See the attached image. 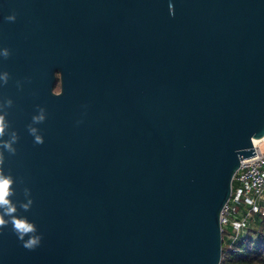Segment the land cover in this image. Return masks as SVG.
I'll return each instance as SVG.
<instances>
[{
  "label": "water",
  "instance_id": "95a60500",
  "mask_svg": "<svg viewBox=\"0 0 264 264\" xmlns=\"http://www.w3.org/2000/svg\"><path fill=\"white\" fill-rule=\"evenodd\" d=\"M4 48L3 169L42 241L0 229V264L221 263V212L264 137V0H0Z\"/></svg>",
  "mask_w": 264,
  "mask_h": 264
},
{
  "label": "clouds",
  "instance_id": "9594fccd",
  "mask_svg": "<svg viewBox=\"0 0 264 264\" xmlns=\"http://www.w3.org/2000/svg\"><path fill=\"white\" fill-rule=\"evenodd\" d=\"M170 15L174 14L172 4H169ZM7 21L14 22L16 19L15 14L9 15L5 18ZM0 56L7 59L10 56V51L7 48L0 50ZM10 76L7 72H0V82L7 84ZM17 87H22L21 82L17 81ZM13 101L11 99L6 100L3 104H0V229H3L11 225L12 231L22 242L25 249L35 250L40 246L42 241V235L38 234L35 223L29 221L27 217L17 215L18 206L13 202L12 197L16 195L14 189V178L11 174H5L3 165L5 162L4 152H8L10 155L16 154V148L14 145L18 142L19 137L16 131H9L10 124L6 120L8 112L4 109H8L12 106ZM38 108V114L32 117V123L29 124L28 132L34 137L35 144H43V136L39 134L36 124L43 123L46 119V110L43 107ZM79 123V121L77 122ZM5 135L9 138L4 139ZM23 184V179L20 180ZM23 195L27 202H20L19 208L24 211L30 210L33 200L30 198V189L24 188ZM7 217V219H6ZM27 237V239H26Z\"/></svg>",
  "mask_w": 264,
  "mask_h": 264
},
{
  "label": "built area",
  "instance_id": "2783aa9c",
  "mask_svg": "<svg viewBox=\"0 0 264 264\" xmlns=\"http://www.w3.org/2000/svg\"><path fill=\"white\" fill-rule=\"evenodd\" d=\"M264 139L254 142L256 154L244 158L234 175L232 194L221 212V228L231 246L248 233L256 213L264 215Z\"/></svg>",
  "mask_w": 264,
  "mask_h": 264
},
{
  "label": "trees",
  "instance_id": "16d2710c",
  "mask_svg": "<svg viewBox=\"0 0 264 264\" xmlns=\"http://www.w3.org/2000/svg\"><path fill=\"white\" fill-rule=\"evenodd\" d=\"M248 226L247 235L231 246L226 234L223 235L224 253L220 264H264V215L256 213Z\"/></svg>",
  "mask_w": 264,
  "mask_h": 264
},
{
  "label": "bare ground",
  "instance_id": "6f19581e",
  "mask_svg": "<svg viewBox=\"0 0 264 264\" xmlns=\"http://www.w3.org/2000/svg\"><path fill=\"white\" fill-rule=\"evenodd\" d=\"M260 139H264V137H262V138H255L254 139V142L256 143V142L260 141Z\"/></svg>",
  "mask_w": 264,
  "mask_h": 264
},
{
  "label": "rangeland",
  "instance_id": "374dc122",
  "mask_svg": "<svg viewBox=\"0 0 264 264\" xmlns=\"http://www.w3.org/2000/svg\"><path fill=\"white\" fill-rule=\"evenodd\" d=\"M56 90L59 91L60 87H58ZM261 145H264V141L261 143Z\"/></svg>",
  "mask_w": 264,
  "mask_h": 264
}]
</instances>
